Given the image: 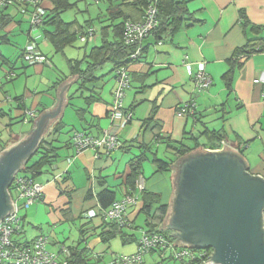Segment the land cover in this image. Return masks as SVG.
<instances>
[{"label": "crops", "instance_id": "crops-1", "mask_svg": "<svg viewBox=\"0 0 264 264\" xmlns=\"http://www.w3.org/2000/svg\"><path fill=\"white\" fill-rule=\"evenodd\" d=\"M122 1L100 0L96 3L98 7L91 12L89 0H69L74 6L61 17L73 21L71 30L76 34L80 26L91 20L88 26L96 31L92 44L99 45L98 31L110 23L106 9ZM125 4L117 7L132 18H138L139 12ZM43 6L50 10L54 4L52 0H43ZM186 8L191 18L182 22L169 37L159 41L152 36L146 38L140 58L128 66L131 83L125 91L123 105L125 110L132 108L128 110L132 118L117 133L118 148L108 153L102 147L97 151L76 152L71 144L75 130H83L96 138L114 130L116 122L108 116L115 87L112 64L106 63L97 69L94 72L96 79L90 84L80 86L77 77L66 87L61 115L42 134V138L49 140L55 149V155H49L52 160L41 167L36 177L43 184V198L30 204L24 212L20 210L24 221L16 239L29 242L37 236H46L49 250L65 248L69 253L60 255L66 257L71 248L81 250L79 254L85 264H108L116 256L134 253L136 243H129L131 248L121 253L111 241H100L102 222L98 215L101 207L97 194L105 187L114 189L116 199L127 192L131 164L137 156L142 157L138 169L146 191L159 196L158 202L151 204L152 213L162 205L168 206L170 197L161 202L159 185L171 194L173 171L170 166L158 170L152 159L155 155L167 164L173 163L179 156L171 148L177 151L187 148L189 152L199 146L202 149L225 146L239 154L250 174L264 178V80H260L264 72V52L242 56L232 66L238 48L253 39L264 42V0H186ZM6 11L12 17L4 29L8 35L3 44L11 43L12 39L22 42L16 56L4 54L9 64L0 67V153L23 139L42 112L51 110L56 88L74 71L66 64L65 57L81 58L91 46L88 44L81 56L75 45L57 53L45 32L52 30L50 24L44 30L32 29L25 18H18L19 14L15 16L14 9ZM78 12L87 14V17L78 21ZM15 33L19 35L18 39L13 37ZM26 39L32 40L40 52L47 54L50 63H26L20 57V48ZM38 39H41L40 43ZM199 62H204L212 84L195 94L196 117L180 116L176 113V106L194 95L192 74ZM56 80L60 82L53 83ZM14 96L22 97L20 107L12 100ZM21 106L33 111L35 117H29ZM2 110L9 111V116ZM23 112L25 118L20 121ZM150 116L149 126L144 127L145 118ZM9 118L14 122L12 126L8 125ZM54 128L57 133H52ZM212 132H219L224 139L215 140ZM37 157L34 156V160ZM20 169L13 178L19 175ZM9 194V198L15 197L16 192L10 188ZM142 205L143 200H140L136 206L127 209L132 224L140 219ZM89 209H93L96 215L86 216ZM126 233L135 238L138 236L134 230ZM157 258V252L150 251L142 262L128 264H161Z\"/></svg>", "mask_w": 264, "mask_h": 264}, {"label": "water", "instance_id": "water-1", "mask_svg": "<svg viewBox=\"0 0 264 264\" xmlns=\"http://www.w3.org/2000/svg\"><path fill=\"white\" fill-rule=\"evenodd\" d=\"M77 77L60 83L51 110L42 112L23 139L0 153V220L13 212L6 187L49 124L61 115L64 91ZM169 166V212L159 228L173 230L172 244L211 247L208 261L213 264H264V178L250 174L239 154L225 146H199Z\"/></svg>", "mask_w": 264, "mask_h": 264}, {"label": "trees", "instance_id": "trees-1", "mask_svg": "<svg viewBox=\"0 0 264 264\" xmlns=\"http://www.w3.org/2000/svg\"><path fill=\"white\" fill-rule=\"evenodd\" d=\"M89 1L98 3L100 0H95V1L89 0ZM123 2L126 3L125 4L126 6H130L136 11H138L139 18L142 15V11L147 7L148 4H155L157 8L155 26L149 31V33L145 37H143L140 40L141 48L144 45V41L146 40V38L152 36L153 38L159 41L164 37H169L172 34H174L178 30V28H180L179 26L182 24V22H185L187 19L191 18V13L186 8V0H123L117 6L122 5ZM52 3L54 4L53 9L49 10V9H45V7L43 8L45 12L42 16V22L38 24V26H36L35 28L37 29L42 28L44 30L46 25L50 24L52 26V30H46L45 32L48 36V39L52 47L54 48V51L57 53H63L65 47L75 45V43L78 41L82 43V46L79 48H83V50L87 48L88 44L91 45L88 48V51L81 58H69L68 56L65 55V53L63 54L64 56H66L65 57L66 64L68 63V66H70V68L74 70L72 71L71 75L73 74L78 75L80 86L87 85L88 83L90 84L91 82H93L96 79V77H94V72L97 69L102 68L106 63L112 64L113 66L112 70L114 71L113 78L115 81L116 69L126 67L128 70V66L140 58L143 48L140 52V55L137 58L132 59L130 58V55L135 50L136 44L133 43V44L127 45L125 44L123 40L125 20L127 18H130L131 20H137V18L136 19L132 18L131 15L126 14L121 8H118L117 6L108 7L106 9V14H107V20H109L110 23L108 25L102 26L99 29L98 34L100 36V43L99 45H93L92 39L96 31L93 27L88 26L91 23V20H87L85 22V26L84 25L80 26L81 29L79 28L80 30L79 32L77 31V34H76L74 31L71 30V25L74 24L73 21L72 22L65 21L61 17V14H63L64 12L70 11L73 8L74 4L69 3V0H52ZM8 9H14V12L16 14H20L23 18L27 20V22L30 25V28H34V26H32V24L30 23L29 18L25 17V15L21 13L17 5H8L7 7H1L0 8V32H2V34H0V43L7 42L8 34L4 31V29L10 22V17H12L11 14L7 13L6 10ZM31 11H32V8L31 7L28 8V12L31 13ZM89 32H91L92 34L90 37H89ZM24 46L20 49V57H21V51H23ZM79 48L77 47V49ZM255 52H264V42H262L259 39L249 40L247 44H245L243 47L238 48L234 52V56L232 58V66L242 56L248 57ZM41 54L47 58L46 61H43L42 63H48V61L50 63V57L45 53L41 52ZM8 64H9V60L6 58V56L0 53V67L6 66ZM127 73L129 77V71H127ZM129 80H130V77H129ZM58 82L60 81L56 80L53 83L57 84ZM130 83H129L128 88L130 87ZM115 84H116V81H115ZM128 88H126L125 91ZM21 98H22L21 96H14L12 98V100L16 102L17 107H20V103H22ZM21 107L23 108L22 110L24 112L27 110L24 106H21ZM131 109L132 108H128L126 111L131 110ZM2 112L4 113V115L9 116L8 114L9 111L7 112L5 110H2ZM24 112H23V115L21 116L20 121L24 120L25 118ZM109 114L110 113L108 111V116ZM151 119H152L151 116L149 118H145L143 122L144 127L149 126L150 124L149 122L151 121ZM9 120L11 121L8 125L12 126L14 122L10 118ZM81 131L86 134L85 131L83 130ZM57 132L58 130L55 128L52 131V133H57ZM211 136L215 140L224 139L223 136H221L219 132H212ZM50 143L51 142L47 140L46 138H42L35 154L20 169L19 175L16 177L20 179L26 178V180L32 181V182L37 181L36 177L41 172L40 171L41 167L44 166L46 163H48L50 160H52L50 159L51 157L49 155L51 156L55 155V149L54 147H52V144ZM97 148H100V147H97ZM97 148L88 146L85 149H93L94 151H97L98 150ZM171 151H173L175 155H178L180 157V156L185 155L188 149L179 148L177 151V149L171 148ZM34 156H38L36 160H34ZM156 157L157 156L154 155L152 161L158 170H165L166 168H168L169 164H167L166 162ZM141 158L142 157L137 156L136 161L131 164L132 165L131 173L128 176L129 178L127 180L128 188H129L127 193H130L131 195H135V196L137 195L140 200H143V205L140 210V212L143 213L144 215L142 225H136L134 224L135 222L132 224L131 222H129V220H126L123 225H120L119 223H117L116 221L112 219L104 218L102 216V212L105 209H107L114 201L120 199L123 195L120 198L116 199V192L114 191L113 188H108V187H105L97 194V199L101 207L98 215L101 218V222H102V225H101L102 231L99 233L100 241L104 243H109L114 237L118 236L123 245L129 244V243H136V251L138 250V246L140 245L139 240H140L142 231H145L147 234H152V232L160 231L166 234L167 236H171L170 231L168 229L159 228L160 223L164 221V217L169 212L167 211L168 206L162 205L155 212L152 213L151 204L158 202L159 196L157 194L146 191L145 182H144V189L138 190L136 188L135 180L140 175L138 165H139ZM175 175H176V170H175ZM130 207H133V206H130ZM130 207H128V209ZM26 208L21 207L20 208L21 212H24ZM84 213L85 211L82 213V216H84ZM22 217L23 218L21 219V224L24 221V215H22ZM126 218H127V215H126ZM127 230L129 231L139 230L138 236L136 235L137 237L135 238L133 234H126ZM16 241L21 242L22 240L16 239ZM193 248H196V247H193ZM80 251L81 250L71 248L70 255L65 257L66 264H85V260L82 259L81 255L79 254ZM150 251L157 252V255L161 259V261L163 259H172L169 257L162 258L159 253L160 251H158L157 249H153ZM68 253H69V250H68ZM127 255H130V254H127ZM62 256L63 255H60L59 258H62ZM117 262H120V261L117 260V256H116V258L113 259L108 264H115ZM121 263L128 264L124 262H121Z\"/></svg>", "mask_w": 264, "mask_h": 264}, {"label": "built area", "instance_id": "built-area-1", "mask_svg": "<svg viewBox=\"0 0 264 264\" xmlns=\"http://www.w3.org/2000/svg\"><path fill=\"white\" fill-rule=\"evenodd\" d=\"M8 5H17L19 10L25 17L29 18L30 23L34 28L42 22L44 14L43 0H0V8ZM32 8L31 13L28 8ZM157 8L155 4H148L141 20H131L127 18L124 24L123 40L125 44L130 45L135 43V50L131 53L130 58L135 59L140 55L141 43L140 40L145 37L149 31L155 26ZM89 32V37L91 36ZM23 59L29 64H37L46 61L44 55L41 54L36 44L32 40H28L23 49ZM239 59H242L239 58ZM127 68L122 67L115 71V89L112 95V101L109 109V117L112 122H116L112 132H106L102 137L96 138L82 131H74L71 135V144L76 152H80L88 146L97 148L102 147L108 153L120 146L117 133L118 131L131 120L132 113L124 110L123 97L125 89L128 88L130 80L127 73ZM194 83V95L176 106V113L180 116L196 117L197 103L195 94L205 91L211 84L212 78L206 72L204 62L197 64L196 70L192 74ZM264 80V72L260 77ZM27 114L33 111L26 110ZM224 144L225 141H222ZM142 175L136 178V188L142 190L144 188V180ZM20 187L25 190L26 195L16 196L14 201L18 202L20 207H28L36 198L29 196L30 194L39 198L43 195V184L38 181H28L26 178L20 179ZM140 201L136 195H131L125 192L123 196L114 201L107 209L102 212V216L107 219H112L123 225L128 220L127 209L130 206H135ZM13 212L4 215L3 222L0 223V264H66L65 257L59 259L60 253L68 254V250L62 248L59 252H54L46 247L47 239L43 236H37L29 242L16 241V235L19 234L22 224L19 220V228L16 222L18 207L13 202ZM87 215L92 217L96 215L93 209H89ZM118 224V225H119ZM166 236L158 232L147 234L141 232L138 250L130 255L117 256V260L124 263H140L143 256L150 250L157 249L160 251L162 258H172L181 261L184 264H213L209 259L212 258L211 248L193 249L186 246L175 247ZM209 255V256H208ZM208 256V257H207Z\"/></svg>", "mask_w": 264, "mask_h": 264}, {"label": "rangeland", "instance_id": "rangeland-1", "mask_svg": "<svg viewBox=\"0 0 264 264\" xmlns=\"http://www.w3.org/2000/svg\"><path fill=\"white\" fill-rule=\"evenodd\" d=\"M89 2H91L89 5H88V7H89V9L91 10V12H94L95 11V9H96V7H98L97 5H96V3H94L93 1H89ZM12 12H14V11H12ZM18 14H16L15 16H17ZM94 15V14H93ZM20 14L18 15V18H20ZM68 16V15H67ZM87 17V14H84V13H82V12H78V13H76V18L78 19V21H82L84 18H86ZM137 20H141V18H137ZM0 34H2V32H0ZM16 36V39H18L19 37V35H17L16 33L13 35V37H15ZM10 37V36H9ZM10 39H11V37H10ZM28 39V38H27ZM27 39L25 40V42H24V44H23V46L25 45V43H26V41H27ZM18 42H15V40L14 39H12V41H11V43H9V44H3V43H0V53L2 54V55H4V54H6V55H9V56H11V57H13V56H16L17 55V53H18V51H19V47H20V43L22 42V41H19V40H17ZM37 42H41V39H38V41ZM16 43H18V44H16ZM22 46V47H23ZM75 46H77L78 48L79 47H81L82 46V43L81 42H76V44H75ZM21 49V48H20ZM77 50V54L78 55H82V53H83V48H79V49H76ZM5 56V55H4ZM62 65V64H61ZM61 65H60V67H61ZM59 66H58V70L59 71H62L63 72V70L60 68ZM158 155L160 156V153H158ZM159 187H160V189H161V191H162V198H161V202H164V201H168V199H169V197H170V193L166 190V189H163V186L162 185H159ZM136 206V205H135ZM139 218L140 219H138V221L135 223L136 225H142V223H143V213H141L140 214V216H139ZM263 221H264V219H263ZM161 224V223H160ZM160 229H162V228H160ZM159 229V230H160ZM165 229H168L169 231H170V235L171 236H167L166 234H164V233H162V232H158V233H161V234H163L164 236H166L169 240H171V241H174L175 240V238L172 236V233H173V230H171V229H169L168 227H166ZM129 230H131V229H129ZM138 231L139 230H134V232H137V234H138ZM127 232V231H126ZM129 233H131V232H129ZM127 234V233H126ZM174 238V239H173ZM111 244H112V246L113 247H115L119 252H121V253H123L122 251H128L130 248H131V244H126V245H123L122 244V242H121V240H120V238L118 237V236H116V237H114L112 240H111ZM46 245H47V243H46ZM174 246L175 247H179V246H181V245H178V244H174ZM182 246H186V247H188V248H193L194 246H191V245H182ZM206 248H211V247H206ZM193 249H196V248H193ZM199 249H201V248H199ZM212 249V248H211ZM54 252H59V251H54ZM118 255H120V254H118ZM60 259V258H59ZM143 259H144V257H143ZM159 261H160V263L161 264H173V263H175V262H181V261H178V260H174V259H163L162 261H161V259L160 258H157ZM182 263V262H181ZM182 264H184V263H182Z\"/></svg>", "mask_w": 264, "mask_h": 264}, {"label": "bare ground", "instance_id": "bare-ground-1", "mask_svg": "<svg viewBox=\"0 0 264 264\" xmlns=\"http://www.w3.org/2000/svg\"><path fill=\"white\" fill-rule=\"evenodd\" d=\"M95 1V0H94ZM145 10H146V8L143 10V12H142V15L144 14V12H145ZM32 29H36V28H32ZM22 53H23V51H21V57H22V59H23V55H22ZM45 57V56H44ZM45 59H47L46 57H45ZM125 110V109H124ZM29 117H31V118H33V117H35V114H34V112H32V113H28L27 114ZM128 123V122H127ZM126 123V124H127ZM20 181L17 179V178H12V182L6 187V190L8 189V194H9V189L11 188V189H14L15 190V192H16V195H15V197H11L10 198V200H11V202L13 203H15L16 205H17V207H18V212H17V219H18V221L16 222V224L18 225V228H19V220H21V217H20V204L18 203V202H16V201H14V199L16 198V196H22V195H26L25 194V190L23 189V188H21L20 187ZM10 195V194H9ZM29 196H31V197H33V198H36L37 200H41L42 198H43V195L41 196V197H39V198H37V197H35L34 195H32V194H30ZM88 212V211H87ZM87 212H86V216H88L87 215ZM5 217V216H4ZM3 217V218H4ZM3 218H1V220H0V223H2L3 222ZM43 237H45L46 238V236H43ZM47 239V238H46ZM46 247H47V245H46Z\"/></svg>", "mask_w": 264, "mask_h": 264}, {"label": "flooded vegetation", "instance_id": "flooded-vegetation-1", "mask_svg": "<svg viewBox=\"0 0 264 264\" xmlns=\"http://www.w3.org/2000/svg\"><path fill=\"white\" fill-rule=\"evenodd\" d=\"M166 222V221H165ZM167 224V223H166Z\"/></svg>", "mask_w": 264, "mask_h": 264}]
</instances>
